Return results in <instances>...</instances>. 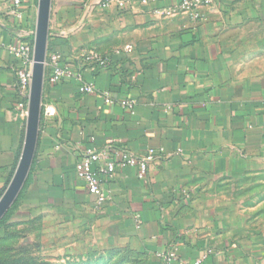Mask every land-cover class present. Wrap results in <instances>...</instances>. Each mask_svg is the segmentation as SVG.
Segmentation results:
<instances>
[{
	"label": "crops",
	"instance_id": "crops-1",
	"mask_svg": "<svg viewBox=\"0 0 264 264\" xmlns=\"http://www.w3.org/2000/svg\"><path fill=\"white\" fill-rule=\"evenodd\" d=\"M21 1L22 17L13 13V0H0V189L17 169L26 133L10 48L34 44L39 0ZM178 1L133 0L122 9L116 2L94 7L53 0L49 54L59 53L115 103L82 93L74 80L45 82L43 104H53L57 115L42 116L18 218L52 215L92 239L94 250L140 255L145 264H164L157 253L170 247L189 260L213 249L204 264H236L237 246L220 245L221 237L202 222L213 219L228 194L236 199L227 187L242 180L261 190L249 219L262 218L264 0H216L200 20L154 14ZM90 53L108 66L90 64ZM130 100L133 111L123 105ZM92 138L100 146L115 141L140 157L164 152L145 180L135 168L120 169L106 182L111 200L100 205L76 173ZM254 225L249 254L264 253V231Z\"/></svg>",
	"mask_w": 264,
	"mask_h": 264
},
{
	"label": "built area",
	"instance_id": "built-area-1",
	"mask_svg": "<svg viewBox=\"0 0 264 264\" xmlns=\"http://www.w3.org/2000/svg\"><path fill=\"white\" fill-rule=\"evenodd\" d=\"M91 3L94 7H108L111 2H116L119 8H126L133 0H83ZM15 9L13 13L22 17L19 9L21 0H13ZM216 0H179L176 5L159 9L154 12L160 18H172L180 15H188L193 20L201 19V12L204 8L212 6ZM17 60V80L18 89L23 98L20 108L22 116L27 120L29 112V100L33 82V67L35 64V45L21 43L10 48ZM127 51L132 52L133 47L128 46ZM90 64L98 65L101 68L108 66V60L99 53H90L86 56ZM76 81L79 90L85 94L103 95L106 102L113 105L115 101L108 91H102L94 83L88 82L83 71L74 70L62 63L59 53H51L46 60V80L53 86L61 85L67 81ZM136 101L130 100L123 105L133 111ZM42 115L46 118H54L57 115V108L49 103L43 104ZM164 151L162 150L161 153ZM156 150H150L140 157L131 152L127 147L119 145L115 141H110L104 146L98 145L96 138L91 139V145L81 152V158L76 164V173L79 179L83 180L88 191L96 197L97 203L103 205L111 200L112 191L106 187V182L112 178L120 169L135 168L138 170V177L141 180L149 176L150 166L162 158ZM214 254L213 249L207 250L203 255L189 260L181 256L176 247L160 250L157 258L164 264H204L207 259Z\"/></svg>",
	"mask_w": 264,
	"mask_h": 264
},
{
	"label": "rangeland",
	"instance_id": "rangeland-1",
	"mask_svg": "<svg viewBox=\"0 0 264 264\" xmlns=\"http://www.w3.org/2000/svg\"><path fill=\"white\" fill-rule=\"evenodd\" d=\"M227 191L236 192L238 196L233 199L228 194L225 202L216 207L213 219L202 223L221 237L220 245L237 246L236 264H264V253L249 254V226L255 223L253 227L264 231V210L258 213L262 218L256 220L251 216L249 219V206L253 208L254 201L260 202V198L255 197L261 195V190L249 189V181L242 180L237 188L227 187ZM55 219L52 215L41 218L36 215L3 223L0 226V264L5 261L10 264H116L119 257L126 258L121 264H145V258L140 255L110 258L93 249L92 239L89 241L66 223L58 225L59 219Z\"/></svg>",
	"mask_w": 264,
	"mask_h": 264
},
{
	"label": "water",
	"instance_id": "water-1",
	"mask_svg": "<svg viewBox=\"0 0 264 264\" xmlns=\"http://www.w3.org/2000/svg\"><path fill=\"white\" fill-rule=\"evenodd\" d=\"M53 0H39L33 67V82L29 100V115L21 158L13 179L0 199V222L13 207L31 173L35 160L41 123L46 80V60L49 50L50 22Z\"/></svg>",
	"mask_w": 264,
	"mask_h": 264
},
{
	"label": "trees",
	"instance_id": "trees-1",
	"mask_svg": "<svg viewBox=\"0 0 264 264\" xmlns=\"http://www.w3.org/2000/svg\"><path fill=\"white\" fill-rule=\"evenodd\" d=\"M33 44V43H32ZM48 52L50 53V48H49V50H48ZM43 116V115H42ZM25 135V134H24ZM23 135V140H22V148H21V150H20V153H19V159H20V157H21V152H22V149H23V144H24V138H25V136ZM19 159H18V161H19ZM15 170H16V167L14 168V170H13V172L11 173V175H10V177H9V179H8V181H7V183H6V185L2 188V189H0V199H1V197L4 195V193L6 192V190H7V188H8V186H9V184H10V182H11V180H12V178H13V176H14V174H15ZM33 171H34V165H33V167H32V170H31V173H30V175H29V178H28V180H27V182H26V185H25V187H24V189H23V191H22V193L20 194V196H19V198L17 199V201L15 202V204L13 205V207L9 210V212L7 213V215L4 217V219L2 220V222L0 223V226L3 224V223H5L6 221H12L13 219H18V216H17V212H18V210H19V207H20V204H21V202H22V199H23V197H24V194H25V191H26V189H27V187L29 186V184H30V181L32 180V173H33ZM107 255H109V256H111L110 258H112L113 256H131L129 253H125V252H115V253H109V254H107ZM119 258H121V260L119 261ZM119 258H117L118 259V262L116 263V264H121V262L123 261V260H125L126 258L125 257H119ZM104 262V261H103ZM4 263V262H3ZM3 263H1V264H3ZM5 264H10L9 263V261L7 262V261H5ZM80 264H83V263H80ZM104 264H107V263H104Z\"/></svg>",
	"mask_w": 264,
	"mask_h": 264
},
{
	"label": "bare ground",
	"instance_id": "bare-ground-1",
	"mask_svg": "<svg viewBox=\"0 0 264 264\" xmlns=\"http://www.w3.org/2000/svg\"><path fill=\"white\" fill-rule=\"evenodd\" d=\"M28 115H29V112H28Z\"/></svg>",
	"mask_w": 264,
	"mask_h": 264
}]
</instances>
